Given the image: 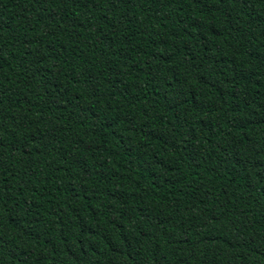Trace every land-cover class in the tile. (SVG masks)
Returning a JSON list of instances; mask_svg holds the SVG:
<instances>
[{
  "label": "trees",
  "instance_id": "1",
  "mask_svg": "<svg viewBox=\"0 0 264 264\" xmlns=\"http://www.w3.org/2000/svg\"><path fill=\"white\" fill-rule=\"evenodd\" d=\"M0 264H264V0H0Z\"/></svg>",
  "mask_w": 264,
  "mask_h": 264
}]
</instances>
